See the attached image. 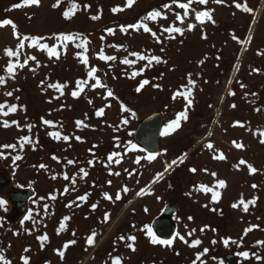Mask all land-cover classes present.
Instances as JSON below:
<instances>
[{
	"label": "rangeland",
	"instance_id": "obj_1",
	"mask_svg": "<svg viewBox=\"0 0 264 264\" xmlns=\"http://www.w3.org/2000/svg\"><path fill=\"white\" fill-rule=\"evenodd\" d=\"M76 2L80 10L66 20L63 12L70 7V0H62L59 8L52 7L56 0H41L39 6L20 8L14 5L24 0H0V20L11 19L21 38L41 36L45 39L40 43L60 45L57 60L24 41L19 62L24 63L32 55L37 61L29 59L11 78L6 68L16 58L7 57L5 49L15 51L19 41L11 25L0 28V76L6 77V83L0 85V103L18 106L16 113L0 116V122L19 124L0 126V145L14 143L22 135L30 138L26 159L21 162L9 158L6 165L0 166V175L8 170L13 176L6 192L32 188L34 196L37 194L36 205L33 199L27 204V209H33L31 221L22 223L24 219L20 218L2 228V218L11 214L12 206L9 202L6 211L0 206V251L12 264H24L25 256L29 264H113L117 256L122 264H193L197 253L207 248L209 251L197 264H219L221 260L223 264H264V245L258 243L264 241V0L193 3L184 24L176 19L177 13L183 15V9L176 4L170 9L162 7L172 0H136L130 8L127 0ZM236 3H246L252 11L245 12ZM85 4L90 7L84 8ZM115 7L124 10L113 12ZM153 10L167 16L145 21L156 32L155 37L142 28L121 31L122 26L140 22ZM195 11H210L214 23H199ZM98 14L101 19L90 18ZM188 24H195V29L189 31ZM172 25L184 28V34L162 31ZM108 28L115 29V34L108 33ZM60 33L73 34L76 39L65 47L54 39ZM85 40L88 67L98 69L96 75L106 88L92 87L95 81L87 77L88 67L77 57L82 49L75 45ZM101 50L117 59L100 60ZM132 52L159 56L166 63L153 61L141 75L130 78L133 71L147 64V60L138 61ZM124 58L137 62L125 65L121 63ZM189 76L194 85L189 83ZM143 79L150 83L137 93ZM80 80H86L87 86L78 98L73 97L71 93L77 90L75 84ZM54 83L65 85L63 94L48 87ZM8 91L13 92L11 97L5 96ZM108 91L114 95L109 97ZM180 91L184 95H176ZM125 107L129 111L125 112ZM101 108L104 114L97 116ZM182 111L187 112L188 119L181 120L180 127L169 135H163L161 152L154 160L131 148L134 132L143 119L161 113L166 127ZM45 119L53 124L45 125ZM124 119L128 124L123 123ZM76 121L82 124L78 126ZM52 132L70 139H54ZM233 141L244 147L236 148ZM208 143L213 144L212 149ZM8 150L0 148L4 155ZM114 152L119 155L109 162ZM220 152L226 159L214 158ZM138 158L139 164L135 163ZM68 160L74 163L69 165ZM240 160L247 163L239 164ZM42 164L46 167H39ZM248 164L257 171L252 173ZM192 168L197 171L192 172ZM159 173L163 175L157 179ZM65 174L68 180L63 178ZM218 180L226 181V187L219 188ZM201 185L218 191V201L212 200V192L201 191ZM125 186L127 193L122 191ZM105 193L112 200L105 199ZM117 193L119 200L115 198ZM53 195L55 200L51 199ZM82 195L87 196L86 201L78 199ZM241 198L245 202L255 199V204H249L247 212L243 205L233 208ZM167 204L180 206L174 216L176 235L185 236L189 244L200 239L198 247H190L178 237L171 246L151 243L147 229H152ZM105 213L110 214L107 222ZM255 225L259 227L245 235ZM192 230L193 235H187ZM93 231L97 235L94 244L89 245L87 238ZM41 235L48 237L43 247L38 239ZM129 236H136L135 251L128 247L133 243L127 239ZM229 237L237 244L225 247L223 239ZM72 240L76 243L64 250L63 245ZM57 250L65 251L63 258ZM241 251H248L254 260L238 256ZM257 255L261 259L257 260Z\"/></svg>",
	"mask_w": 264,
	"mask_h": 264
},
{
	"label": "snow or ice",
	"instance_id": "obj_2",
	"mask_svg": "<svg viewBox=\"0 0 264 264\" xmlns=\"http://www.w3.org/2000/svg\"><path fill=\"white\" fill-rule=\"evenodd\" d=\"M61 2L62 0H56V3H54L52 5L53 8H59L60 5H61ZM136 2V0H127V7H132V5ZM215 3H221L222 0H214ZM41 3V0H24V3L23 4H16L14 5V7L16 8H20V7H23V6H32V5H35V6H39ZM193 3H198L200 5H206L208 3V0H187V2H178V0H172V3L170 4H164L162 7L164 9H170L172 7V4H176L177 7L179 9H183L184 12H183V15H180L179 13H177L176 15V19L180 21L181 24H184L185 23V18L188 17L189 15V10L192 6ZM237 8H242L243 11L245 12H251L252 9H250L249 7H247L246 3L245 4H241V3H236L235 5ZM84 8H89L90 5H87L85 4L83 6ZM81 8V5L78 4L76 2V0H70V7L65 10L63 12V17L64 19L66 20H71L74 15L76 14L77 11H79ZM124 9L121 8V7H115L112 9L113 12H121L123 11ZM92 20H99L101 19V16L98 14V15H93L90 17ZM158 18H162V19H167V16L165 14L162 13V11L160 10H153V11H150L146 16H144L142 18V20L138 23H134V24H130L128 25L127 27H121V31L123 32H127L128 29H136L137 31H139L141 28L143 29L144 32H150L152 34V36H156V32H153L152 29L148 26L147 23H145V21H156ZM195 20L198 21L199 23H204L205 20H208V21H212L214 23V20H213V16L211 14L210 11H195ZM8 25H11L14 32V36L16 37V39L19 41V43L17 44L16 46V50L14 51L12 48H6L5 49V54L7 57L9 58H16L15 62H13L12 60L9 61L8 65H7V68H6V72L7 74L11 77V78H15V73H16V69L17 68H23L26 66L27 64V61L30 59L32 61H37V57L35 55H32L30 57H26L25 59V62L24 63H20L19 62V56H20V50L21 49H24L25 47V44H24V41H30V47H34V48H38L39 50L41 51H46L47 55L49 58H52V57H55L57 60L60 59V52L57 50L58 47H60V45H53V46H49V44L47 43H40V41L42 39H45L44 37H41V36H29V35H24L22 38H21V34L16 30L17 29V25L11 20V19H4V20H0V28H3L5 26H8ZM196 25L195 24H188L187 25V29L189 31L195 29ZM163 32L165 33H178L180 34L181 36L184 34V28L182 27H178V26H175V25H172V26H169V27H164L162 29ZM107 32L110 33V34H115V29L113 28H108L107 29ZM170 38L174 39L175 37L174 36H171ZM206 39V36L204 37ZM54 39H57L61 42L62 45H64L65 47L67 46V42H74L75 39H76V36H74L73 34H65V33H60L58 34L57 36L54 37ZM159 42V41H158ZM87 44H88V41H84L83 44H80V43H77L75 46L76 48H81L82 51L77 53V57L78 59L80 60V62L85 65L86 67H88L89 65V57L87 55V52H88V48H87ZM113 47H116V46H113ZM99 59L100 60H103L105 62L107 61H115L117 59L116 56H113V55H105L104 52L101 50L99 52ZM131 55L135 56L137 58L138 61H144V60H147V64H145L141 69L140 71H133L131 73V77L130 78H135L136 76L138 75H141L142 72L144 70H146L149 66L152 65L153 61H155L156 63H161V62H164L166 63V61H162V58L159 57V56H151V57H148L147 55L145 54H141L139 52H132ZM137 61H134V60H130L128 58H124L121 63L125 64V65H129V66H132L136 63ZM33 71H35V69H33ZM98 69L95 68V67H88V70H87V77L94 80L95 83L92 85V87H99V88H106L107 86L105 84H103L100 80V78L96 75ZM6 83V77L5 76H0V85L2 84H5ZM150 83V81L148 79H143L140 83H139V86L136 88V92L139 93L146 85H148ZM189 83L191 84H195V81H193L191 79V76H189ZM87 86V81L86 80H80V81H77L76 84H75V87L77 90L75 91H72L71 95L73 97H79V95L84 91L85 87ZM155 87H160V85H154ZM243 87V85H241ZM49 88H54L58 91L61 92V94H63V89L65 88V85L62 84V83H54V84H49L48 85ZM13 95V92L12 91H8L5 93V96L7 97H11ZM107 95L109 97H112L114 95V93L112 91H108ZM176 95H184V93H181V92H177ZM234 95V93H233ZM175 99V96L173 97ZM18 99V97H17ZM188 103L191 104L192 101L191 100H188ZM233 108L236 107L235 104L232 105ZM17 108L18 106L16 104H9L7 102H4V103H0V116H4V117H7L9 116L10 114H13V113H16L17 112ZM7 109V110H5ZM124 111L127 112L129 111L128 108H124ZM257 111H260V109H257ZM104 114V109L101 108L99 109L97 112H96V115L97 116H102ZM188 119V115H187V112L186 111H182L180 112L176 119H174L173 121H171L163 130V132L161 133V135H169L172 131H175L176 129H178L180 127V122L181 120H187ZM43 123L45 125H52L53 122L50 121V120H43ZM77 125H81L82 124V121H76ZM123 123L124 124H128V120L127 119H124L123 120ZM13 124H15L17 127L19 126L18 122L17 121H8V120H3L2 122H0V126H3L5 128H8V127H11ZM237 125L243 127L244 125L241 124L240 122H237ZM235 126V125H234ZM52 137L54 139H57V140H60V139H63L64 141H68L70 139L69 136L67 135H63L61 136V133L60 132H52L51 133ZM209 135H211V133H209ZM262 136H264V133H261ZM77 140H80L81 138L79 136L76 137ZM24 140L26 142H30V138L28 137H24ZM234 145L236 148H243V144L241 143H237L235 141H233ZM261 143H264V139L261 140ZM17 147L16 144H5V145H0V148H3V149H15ZM207 147L209 149H212L213 148V144L211 143H208L207 144ZM131 148L132 149H136L137 146L135 144H132L131 145ZM142 151V150H141ZM119 153H112L111 155H109L108 157V161L109 162H112L113 161V158L118 156ZM158 155V153H149L148 154V157L147 159L149 161H152L156 158V156ZM0 157H3V153L0 152ZM215 159H218V160H224L226 159L225 155L223 152H220L219 155L215 156L214 157ZM15 159L16 160H20L21 157L19 155L15 156ZM53 159H57V157H53ZM117 163H119L120 161L117 160L116 161ZM67 163L69 165L73 164L74 161L73 160H68ZM90 164L93 163V161H89ZM135 163L139 164L140 163V159H136ZM173 164L175 163V161L172 162ZM247 162L244 161V160H240L239 161V164H246ZM39 167L41 168H45L46 166L45 165H40ZM169 167H171V165H169ZM248 167L250 169V171L252 173H255L257 171V169L255 167H253L251 164H248ZM83 171V170H81ZM192 172H196L197 169L195 168H192L191 169ZM84 176H87L88 173L87 172H84L83 173ZM115 175H120L119 172H116L114 173ZM163 173H159L158 176H157V179L159 178V176H162ZM212 175H216V173H212ZM56 177H53V179H55ZM65 180H68L69 177L67 174L64 175L63 177ZM72 183L75 184V179L72 180ZM109 184H111V181L108 182ZM218 187L219 188H224L226 187V181L224 180H218ZM253 188L257 187L256 185H253L252 186ZM200 190L207 193V192H212L213 195H212V200L213 201H218V198L220 196V193L218 191H213L212 188H209L208 186L206 185H201L200 186ZM123 192L127 193L129 191L128 187L125 186L123 189H122ZM65 192H67V189H65ZM145 192L144 189H141V193ZM138 195L140 193H137ZM104 198L107 199V200H112V196H110L109 194L105 193L104 194ZM116 200H119L121 197H120V194L117 193L116 194ZM51 199L55 200L56 199V196L53 195L51 196ZM79 200H87V196L86 195H82L78 198ZM7 204V201L3 200V199H0V206H4ZM249 204H255V199L251 200V201H248V202H245V200L243 198H241L239 200L238 203H234L232 205L233 208H239L241 205H243V211L244 212H247L248 209H249ZM70 206V205H69ZM93 209H95L96 205H93L92 206ZM5 211H6V208H5ZM145 211H147V209H145ZM109 213H105V216H104V222H107V220L109 219ZM31 216V213H29L28 216L25 217V220L29 219V217ZM66 220L67 219H70L68 217L65 218ZM189 219H192L191 217H189ZM63 227V225L61 226ZM253 227H259L258 225H255V226H252V227H249L246 232H245V235L247 234V232H250L253 230ZM148 231V234L151 236V243L153 244H161V245H166V246H171L174 242V240L178 237L181 241H183L185 244H189V241L187 239H185V236L183 235H180L179 233H177L176 237H173L172 239H167V240H164V239H160L158 238L155 233L152 232L151 228H148L147 229ZM195 230H192L190 231L187 235L189 236H192L193 233H194ZM201 232L204 231V228H201L200 229ZM57 234H59V231L57 232ZM16 235H19V233H16ZM73 235H75V233H73ZM96 233L93 231V233L87 238V243L89 245H92L94 244L95 242V237H96ZM38 239L40 240L41 242V247H43V244L45 241L48 240V237L47 235H41L38 237ZM120 240H125V237L124 236H120L119 237ZM128 240L132 241L133 243L131 244H128V247L132 250V251H135V247H134V242L136 241V236H129L127 237ZM76 241L75 240H72L70 241L69 243H66L63 245V249L66 250L68 247H69V244H75ZM202 243V241L200 239H194L191 244H189L190 247H198L200 244ZM213 244L216 243V241H213L212 242ZM258 243L264 245V241H259ZM223 244L225 247H228L229 244H237V241L236 240H233L231 239L230 237L229 238H225L223 239ZM64 250H57L58 251V255L63 258L64 255H65V251ZM25 251H29V249H25ZM209 250L207 248L203 249V251L201 253H197L196 255V258L195 260L193 261V264H197L198 261H201V257L203 255H205ZM238 256H241L243 257L244 259H249L250 258V253L248 251H241V252H238L237 253ZM252 255H255V254H252ZM23 259V262L24 264H29V257L25 256L22 258ZM256 259L259 260L261 259V257H259L258 255L256 256ZM0 264H12V261L7 259L6 256L4 255V253L2 251H0ZM113 264H122V258L117 256L114 260H113ZM219 264H223V261L221 260L219 262Z\"/></svg>",
	"mask_w": 264,
	"mask_h": 264
},
{
	"label": "water",
	"instance_id": "obj_3",
	"mask_svg": "<svg viewBox=\"0 0 264 264\" xmlns=\"http://www.w3.org/2000/svg\"><path fill=\"white\" fill-rule=\"evenodd\" d=\"M164 128V117L161 113H154L139 122L134 132L135 144L147 154L161 151V133ZM12 183V176L4 170L0 175V188L5 189ZM35 191L12 190L5 194L6 199L12 206L11 214L6 217L8 224H15L22 218L27 209V204L33 198ZM179 211V205H167L161 216L152 224L155 235L160 239H172L176 234V226L173 217ZM232 260V257H228ZM144 264V263H140Z\"/></svg>",
	"mask_w": 264,
	"mask_h": 264
},
{
	"label": "trees",
	"instance_id": "obj_4",
	"mask_svg": "<svg viewBox=\"0 0 264 264\" xmlns=\"http://www.w3.org/2000/svg\"><path fill=\"white\" fill-rule=\"evenodd\" d=\"M181 92V91H180ZM183 93V92H182ZM21 136V135H20ZM24 137H27V136H24L22 135L19 139H17L14 143H11V144H16L17 147L15 149H11L8 150L9 153H7L6 155L3 154V157H0V166L3 167V165H6V161L9 160V158H13L15 159V156L19 155L21 157L20 161L22 162L23 160L26 159V147H27V142L24 140ZM29 145V144H28ZM137 150V149H136ZM8 157V158H7ZM6 189H1L0 188V199H3L5 201H7V204L6 205H9V201L6 199L5 197V191ZM37 197V194L33 197V202H34V205H36L35 203V198ZM1 206L2 209H5V206ZM33 205V206H34ZM29 213H31V216L29 217V219L25 220V217L29 215ZM23 222H27V221H31L33 219V209L32 207L31 208H28L27 209V212L25 214V216L23 217ZM22 221V220H21ZM1 225H2V228L3 226H8L9 224L7 223V220H6V217H3L2 218V221H1ZM36 232V230H34ZM245 260V259H244ZM249 260H254L253 258H249Z\"/></svg>",
	"mask_w": 264,
	"mask_h": 264
}]
</instances>
